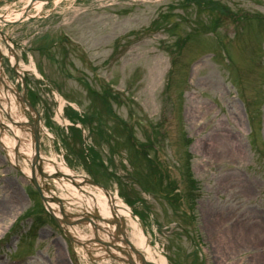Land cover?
<instances>
[{"label": "rangeland", "instance_id": "obj_1", "mask_svg": "<svg viewBox=\"0 0 264 264\" xmlns=\"http://www.w3.org/2000/svg\"><path fill=\"white\" fill-rule=\"evenodd\" d=\"M136 1L50 0L34 17L4 25L13 47L27 50L24 63L30 54L83 115L84 144L80 129L58 124L52 94L27 78L52 136L42 134L41 154L116 193L166 264H264V0ZM24 2L0 0V12L19 11ZM63 33L69 40L60 45ZM204 51L211 56L193 64L185 81L186 63ZM104 88L118 95L111 121L89 94ZM92 109L97 114L86 116ZM3 156L0 144V174L7 175L0 179V253L12 260L32 253L25 264H99L83 258ZM226 166L235 172H224ZM190 186L199 187L197 199ZM52 191L62 192L53 180ZM25 211L44 224L18 223ZM13 235L21 237L14 243Z\"/></svg>", "mask_w": 264, "mask_h": 264}, {"label": "bare ground", "instance_id": "obj_2", "mask_svg": "<svg viewBox=\"0 0 264 264\" xmlns=\"http://www.w3.org/2000/svg\"><path fill=\"white\" fill-rule=\"evenodd\" d=\"M32 6L36 11L41 10L43 8V0H33ZM13 12H10L9 14L7 13L3 17H5V19L7 20H12L17 19L21 15L20 11H16L14 13ZM0 50L6 56L8 63L12 64L14 61L12 54H9L5 49H3V47H1ZM15 64L16 70H18L19 72H22V68H33V63L31 62V59L28 65L24 64L21 60L16 61ZM3 71L4 70L0 68V144L6 152L8 160L12 164H18L27 178L30 177V166L27 165L26 161L28 163H32V172L35 179H38V177H40L38 176V172L40 171V169L41 172L43 171V177L51 176V178H55V175L57 173L62 174V181L60 183H57L59 187L61 186L71 195H76V198L80 200L83 199V202L88 207H90V209L95 206L97 211L102 214V219L108 221V223L106 222V224L104 221H95L94 229L100 231L103 230L105 232L104 237L101 235L102 240H106L107 237L112 238L114 236L113 230L116 224H112L109 220L110 217H114L119 222V224L117 225L119 235L115 238L117 244H119V248H113L115 249L114 251L110 248L109 252L117 259L124 261V258L130 253V264H166L164 257L159 254L158 250L154 246H151L149 244L146 233L142 232L140 223L136 217L132 216L129 206L116 193H112L110 191L106 192L105 190L99 189V195H92L91 197L86 198L85 193H88V190H83V192H85L83 193L79 189H76L74 187V184H70L71 181L76 184L86 181L84 176H68V174H71V172L69 167L63 160L55 162L54 160L41 157V155H34L33 142L31 140L29 132L26 129L14 126L13 124L5 121L3 117L5 111L10 112L13 118L16 119L23 120L25 119V117L22 116L21 110L16 101V97H14V87L10 82L6 81L7 76L3 73ZM17 79H21V74L18 75ZM56 98L59 101V105L57 107L55 117L58 119L61 113L62 102L58 97ZM38 124L41 127L40 131L42 133L47 134V131L42 128V122L40 121ZM22 155L25 156L26 161L21 158L18 161V156ZM36 157H38V159H36ZM65 175H67V178H65ZM68 177L71 178V181ZM51 178L48 179V184L46 183L47 180H44V178L40 177L38 179L42 186H45V188L48 187L49 189V191L43 193L45 197H48V195L51 194ZM83 187H85V189L88 188L85 183ZM60 197L64 198L65 195L61 194ZM48 203L50 210L57 214L59 205L49 200ZM77 221L78 219H76V217H73L71 218L70 223H74ZM70 223H67L68 225L66 226V228H68L76 236L74 238L77 241L78 239L82 240L83 243L86 245L87 249L96 252L100 251L101 253L103 248L100 245H95L92 242L87 241L86 239L87 237H90L92 236V234H94V230L91 229L93 228L94 224L85 221V224L91 229L90 230L88 227L86 228L83 226H73ZM102 224H104L103 229L100 228ZM244 224L245 226H247L245 222ZM244 230L248 235H250L248 229ZM80 248L82 249V245L80 246ZM117 249H121L126 253H120ZM102 254H100V256H102L103 258ZM83 256H85L84 252ZM105 261L107 262V260Z\"/></svg>", "mask_w": 264, "mask_h": 264}, {"label": "water", "instance_id": "obj_3", "mask_svg": "<svg viewBox=\"0 0 264 264\" xmlns=\"http://www.w3.org/2000/svg\"><path fill=\"white\" fill-rule=\"evenodd\" d=\"M35 147H36V149H38V145H37V143L35 144ZM31 182L34 184V186H35V187L37 188V190L39 191V194H40L42 200L45 201V197L42 195V193H41V189H40V187H38V185L35 183V180H34V179H31ZM120 250H121V249H120ZM121 251H122V250H121ZM129 263H130V261H129Z\"/></svg>", "mask_w": 264, "mask_h": 264}]
</instances>
